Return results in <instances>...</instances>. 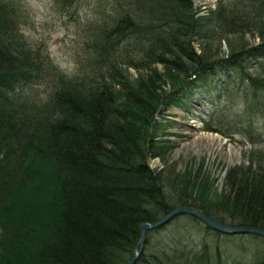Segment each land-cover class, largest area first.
<instances>
[{"label":"trees","instance_id":"16d2710c","mask_svg":"<svg viewBox=\"0 0 264 264\" xmlns=\"http://www.w3.org/2000/svg\"><path fill=\"white\" fill-rule=\"evenodd\" d=\"M95 3L100 18L85 41V68L67 78L25 40L18 4L0 0V264H128L140 226L179 206L264 230V169L234 168L229 193L206 200L148 166V156L162 153L155 151L156 113L187 108L185 86L206 87L231 67L243 96L228 74L214 88L219 98L264 120V0H217L207 18L192 0ZM254 34L260 44L246 48L245 36ZM252 57L262 59L258 74L245 68ZM121 65L147 73L131 83ZM159 65L173 88L157 93L161 76L152 68ZM41 85L49 92H39ZM156 231L147 232L136 264H224L206 242L157 244ZM254 253L250 264H264Z\"/></svg>","mask_w":264,"mask_h":264},{"label":"rangeland","instance_id":"374dc122","mask_svg":"<svg viewBox=\"0 0 264 264\" xmlns=\"http://www.w3.org/2000/svg\"><path fill=\"white\" fill-rule=\"evenodd\" d=\"M8 1L18 4L22 11V32L31 48L40 49L46 53L52 64L67 78L79 77V67L85 68V62L82 60L86 57L85 41L89 34L93 35V29L100 18L95 8V0H81L77 5L70 2L62 4L59 0ZM193 3L201 13L199 16L203 18H207L208 11L217 7V0H210L207 4L193 0ZM60 5L66 7L68 11L61 9ZM77 6L81 9L78 14L71 9ZM245 40L249 43L246 48L260 44L257 34L246 35ZM198 48L199 45L195 44V49L198 50ZM222 49L226 54L228 53L224 43ZM261 60L252 57L247 63L244 62L245 68L250 67V73L258 74V64ZM120 69L131 83L138 79L139 75L145 77L147 73L122 65ZM81 70L85 71V69ZM152 70L161 76L156 82L160 88L157 89V93L173 88L166 76L168 72L164 71L163 66H153ZM236 70L231 67L214 75L213 78H207L206 87L189 86L191 89L186 90L185 86L182 91L186 94L184 101L187 108L166 105L155 115L156 124L153 129L157 142H155L157 144L155 151L162 153L157 157L151 156L152 154L148 156V166L161 173L168 183L178 188H188L193 196H201L206 200L210 197L214 198L222 190L223 194L229 193L228 185H226L227 176L234 168L253 172L264 169V153L263 155L260 153L264 150V120L250 119L238 111L239 107L234 108L232 104V108L228 109L231 100L219 98L217 90L214 89L230 74L236 77L232 87L239 92L237 94H240L244 89L237 78ZM151 78L155 76L151 74ZM37 90L43 94L49 92L46 85L37 87ZM27 92L29 93V90ZM241 94L243 96V93ZM212 103L217 105L214 107ZM209 127L213 129L207 130ZM200 133L216 134L226 141L221 144V147H215L207 140L198 138ZM249 135H254L258 139L251 143L248 140ZM231 148L239 153V162L236 159H234L235 162H228L225 154L229 153ZM190 170L192 187H189L190 182L187 180L186 173ZM177 175L180 176L179 179ZM165 187L170 188L167 185ZM207 227L199 219L186 214L179 215L165 224L162 230L157 229L152 241L158 244L164 239L166 242L167 239L173 238L175 243L182 242V245H200L206 242L213 253L219 252L224 264L234 262L250 264L255 256V250L258 254H262V257L264 256V239L260 236V238L252 235L228 236L209 230Z\"/></svg>","mask_w":264,"mask_h":264},{"label":"water","instance_id":"95a60500","mask_svg":"<svg viewBox=\"0 0 264 264\" xmlns=\"http://www.w3.org/2000/svg\"><path fill=\"white\" fill-rule=\"evenodd\" d=\"M213 136L218 137L220 141L223 143L226 141L225 139L221 138L220 136H217L216 134H213ZM232 150H235L231 148ZM239 154V153H238ZM239 162V160H238ZM189 215L196 219H199L202 221L205 225H207L212 230L221 233V234H227V235H255L260 236L264 238V230L252 227V226H230L227 224L220 223L207 214L203 213L202 211L187 207V206H179L173 210H171L167 215H165L160 220L154 222V223H144L140 226V238L137 242L132 255L130 257V260L128 264H136L137 259L139 258V254L141 253L145 239L146 234L148 231L157 230L158 228L164 226L167 224L170 220H172L174 217L179 215Z\"/></svg>","mask_w":264,"mask_h":264},{"label":"bare ground","instance_id":"6f19581e","mask_svg":"<svg viewBox=\"0 0 264 264\" xmlns=\"http://www.w3.org/2000/svg\"><path fill=\"white\" fill-rule=\"evenodd\" d=\"M198 1L202 2V3H206V4L210 3V0H198ZM199 14H201V13H199ZM199 14H198V16H199ZM198 138H202L204 140H207L208 142L214 144L215 147L216 146L221 147V144H222L220 139L218 137L213 136V135H206V134L200 133L198 135ZM225 156L227 157V160L229 163L235 162L234 159L239 160V154L236 150H231L229 153H226Z\"/></svg>","mask_w":264,"mask_h":264}]
</instances>
